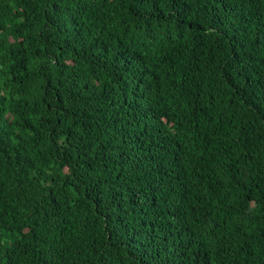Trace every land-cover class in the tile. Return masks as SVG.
I'll list each match as a JSON object with an SVG mask.
<instances>
[{"label":"trees","instance_id":"trees-1","mask_svg":"<svg viewBox=\"0 0 264 264\" xmlns=\"http://www.w3.org/2000/svg\"><path fill=\"white\" fill-rule=\"evenodd\" d=\"M0 264H264V0H0Z\"/></svg>","mask_w":264,"mask_h":264}]
</instances>
